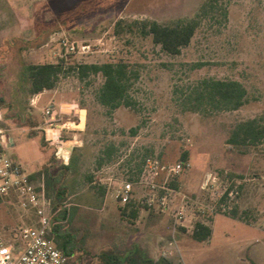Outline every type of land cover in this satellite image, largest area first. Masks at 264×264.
<instances>
[{
	"label": "rangeland",
	"instance_id": "1",
	"mask_svg": "<svg viewBox=\"0 0 264 264\" xmlns=\"http://www.w3.org/2000/svg\"><path fill=\"white\" fill-rule=\"evenodd\" d=\"M207 1L0 0V128L9 140L45 142L6 154L43 179L47 196L56 202L52 213L58 216L59 235L70 240L73 251L64 264H100L103 251L121 257L136 248L171 264H264V233H251L225 216L216 218L209 239L193 236L196 223L211 225L210 208L233 179L240 195L227 212L238 200L253 201L256 207L241 217L264 223V143L228 144L239 123L262 119L264 124V0H216L219 12L202 22L177 56L165 53L151 36L143 37L135 25L194 18ZM60 60L67 67L126 63L137 74L132 106L110 112L98 103L102 75L62 76L52 97L37 99L28 66ZM205 79L242 83L247 104L227 112L186 110L183 96ZM48 108L56 118L57 142L48 141L44 131ZM32 123L36 129L28 127ZM72 143L77 145L69 160L59 157ZM147 157L167 167L189 166L176 175L163 172L156 190L136 185L138 214L122 215L119 184L135 183ZM206 171L219 180L215 195L203 189ZM179 212L183 219L176 225ZM29 218L13 198L0 196V239L15 242Z\"/></svg>",
	"mask_w": 264,
	"mask_h": 264
},
{
	"label": "trees",
	"instance_id": "2",
	"mask_svg": "<svg viewBox=\"0 0 264 264\" xmlns=\"http://www.w3.org/2000/svg\"><path fill=\"white\" fill-rule=\"evenodd\" d=\"M220 7L216 0H208L199 13L191 19L179 21L173 25L161 24L157 21L136 22L140 34L143 37L151 36L154 44L172 56L180 55L182 49L189 46L195 33L202 22L219 12ZM31 79V93L37 95L44 91L55 90L62 76L76 74L79 79L84 80L91 75H102L104 83L96 96L100 105L113 112L121 107H131V88L137 74L130 70L126 63H104V64H80L67 67L64 60L58 63H45L30 65L27 68ZM248 92L244 85L234 80L205 79L200 81L191 91L182 98L183 107L194 112L209 109L212 112L236 111L247 104ZM3 115V114H2ZM38 125L32 123L28 127L36 128ZM51 138V137H50ZM264 143V124L262 119H252L239 123L232 131L228 144L236 147L257 146ZM41 147L45 146L44 140H40ZM107 155L111 157V152ZM187 161V156L183 157ZM103 162L100 159L99 165ZM69 170L70 166H64ZM48 171V169L46 168ZM232 178V176H230ZM234 177V176H233ZM34 178V176H33ZM60 198V195H58ZM57 204L53 202V209ZM52 209V211H53ZM122 215L129 212L138 214V208L134 202L125 205L121 210ZM226 213H233L231 212ZM56 211L52 213V225L55 235V243L65 257L73 255L70 248V240L59 235ZM211 235V229L202 222L195 225L193 236L197 240H207ZM100 264H171L165 258L155 261L139 248L119 257L111 251H103L100 256Z\"/></svg>",
	"mask_w": 264,
	"mask_h": 264
},
{
	"label": "built area",
	"instance_id": "3",
	"mask_svg": "<svg viewBox=\"0 0 264 264\" xmlns=\"http://www.w3.org/2000/svg\"><path fill=\"white\" fill-rule=\"evenodd\" d=\"M87 48L88 46H83L82 50L85 51ZM71 50H76V47L71 46ZM45 116L47 122L44 131L47 140L57 142L60 134H57L56 138L48 136L49 130H56L53 127L56 121L53 110L51 108L45 110ZM2 118L0 111V122ZM9 142L4 130L0 128V196L13 198L21 211L30 216V220L24 223V228L19 231L15 242L0 239V264H64L65 256L55 243L52 225L53 199L47 196L43 179L41 181L33 178L19 162L8 157L6 152L10 148ZM188 166L186 163H179L167 167L163 166L158 159L147 157L135 183L120 182L116 199L125 206L135 199L136 185L156 190L163 172L176 175ZM218 182L215 175L209 174L203 182V189L215 195L214 189ZM238 185L239 182L236 179L225 185L222 192L217 195L215 204L210 208L213 215L218 213V209L222 212L231 209V203L240 195ZM182 215L181 212L177 214L176 225L183 219Z\"/></svg>",
	"mask_w": 264,
	"mask_h": 264
},
{
	"label": "crops",
	"instance_id": "4",
	"mask_svg": "<svg viewBox=\"0 0 264 264\" xmlns=\"http://www.w3.org/2000/svg\"><path fill=\"white\" fill-rule=\"evenodd\" d=\"M52 93H54V90H50V91H44L43 93H40V94H37L35 95L37 99H40L41 97H44V99H49L50 97H52ZM63 127V126H62ZM37 128V127H36ZM36 128H33V129H36ZM57 133L59 132L58 129L55 130ZM30 142H35L37 144V146L40 144L39 141L36 142L35 139H30L28 140L27 142H16L15 140H10L9 144H10V149L12 148H15L17 146H20V145H27V144H30ZM74 144H77V143H74ZM73 145V143H72ZM40 146V145H39ZM76 147V146H75ZM75 147L73 148V150L75 149ZM60 151V150H59ZM236 171V170H235ZM236 173H240L238 170L236 171ZM209 174H213L211 173V171H206L204 173V177H203V182L204 180L206 179V177L209 175ZM32 175V174H31ZM33 177V175H32ZM252 193V192H251ZM247 196V195H246ZM257 203L256 202H253V201H246L245 199H242V200H238L237 201V205H235V208L232 209L233 210V213L230 214V213H217V214H214L212 219H211V225H209L208 227L210 229H212V225L214 224V222L216 221V218L218 216H225L227 217L228 219H230L231 221H234L236 223H239V225L241 226H244L246 228H249L250 232L252 233H256V232H263L264 233V223L261 222V221H257V220H251L250 222H247V221H243V218L241 217V214H243L247 208H251V207H256ZM239 214H238V212ZM262 220V219H261ZM204 223V222H202ZM205 224V223H204ZM206 225V224H205ZM207 226V225H206ZM209 239V238H208Z\"/></svg>",
	"mask_w": 264,
	"mask_h": 264
},
{
	"label": "water",
	"instance_id": "5",
	"mask_svg": "<svg viewBox=\"0 0 264 264\" xmlns=\"http://www.w3.org/2000/svg\"><path fill=\"white\" fill-rule=\"evenodd\" d=\"M86 116H87V111L86 110H83L81 111V114H80V125L81 126H85L86 124ZM77 144H71V145H67V146H64L60 149L59 153H58V156H62L64 158V160H69L70 156H71V153L73 151V148L76 146Z\"/></svg>",
	"mask_w": 264,
	"mask_h": 264
},
{
	"label": "bare ground",
	"instance_id": "6",
	"mask_svg": "<svg viewBox=\"0 0 264 264\" xmlns=\"http://www.w3.org/2000/svg\"><path fill=\"white\" fill-rule=\"evenodd\" d=\"M81 125H82V124H81ZM81 125H80V126H81ZM81 127H84V126H81ZM57 134H58V133H57L56 131H52V130H49V131H48V136H49V137L56 138Z\"/></svg>",
	"mask_w": 264,
	"mask_h": 264
}]
</instances>
